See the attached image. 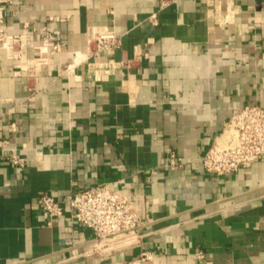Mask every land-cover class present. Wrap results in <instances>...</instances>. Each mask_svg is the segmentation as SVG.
Segmentation results:
<instances>
[{
	"label": "crops",
	"instance_id": "1",
	"mask_svg": "<svg viewBox=\"0 0 264 264\" xmlns=\"http://www.w3.org/2000/svg\"><path fill=\"white\" fill-rule=\"evenodd\" d=\"M208 1L7 7V34L37 46L49 33L62 49L35 80L0 48V264H129L143 252L140 264H264V156L227 176L203 164L239 109L264 108V0ZM89 27L121 38L103 59L134 62L94 79L74 58ZM104 183L135 203L142 238L98 256L67 197ZM44 192L64 208L51 223Z\"/></svg>",
	"mask_w": 264,
	"mask_h": 264
},
{
	"label": "built area",
	"instance_id": "2",
	"mask_svg": "<svg viewBox=\"0 0 264 264\" xmlns=\"http://www.w3.org/2000/svg\"><path fill=\"white\" fill-rule=\"evenodd\" d=\"M15 0H0V48L11 58L19 59V71L28 79L37 80L38 72L47 63V55L62 49V43L49 33L41 38L37 46L32 44L30 35H9L5 31L7 7ZM179 0H161V7L177 3ZM216 10L220 0H209ZM155 17V15H153ZM121 46V38L107 27H89L87 30V48L83 54L75 53L74 58L82 56L79 63H87V72L100 79L110 75L134 61L122 62L112 58L103 59V54ZM38 50L36 57L28 58V50ZM15 55V56H14ZM146 55V54H145ZM40 61V63H38ZM21 63H24L22 66ZM228 137L224 144L214 143L203 158L205 170L210 174L227 176L241 168L249 167L264 156V108L249 105L239 109L227 123L224 132ZM175 158L174 154H171ZM14 165L24 166L26 159L14 153L10 157ZM42 213L49 223L64 214L63 205L49 193L38 198ZM74 222L89 228L93 232L90 254L103 256L119 245L113 243L126 240V243L139 242L143 225L142 216L132 199L109 184L72 193L67 197ZM198 255L202 257V253ZM153 254L143 252L129 264H140L152 259Z\"/></svg>",
	"mask_w": 264,
	"mask_h": 264
},
{
	"label": "bare ground",
	"instance_id": "3",
	"mask_svg": "<svg viewBox=\"0 0 264 264\" xmlns=\"http://www.w3.org/2000/svg\"><path fill=\"white\" fill-rule=\"evenodd\" d=\"M228 134L227 132L225 134H223L221 137L218 138L217 142L218 144H224L225 141L227 140ZM126 243V240H120L118 242L113 243L114 245H119V244H123Z\"/></svg>",
	"mask_w": 264,
	"mask_h": 264
},
{
	"label": "rangeland",
	"instance_id": "4",
	"mask_svg": "<svg viewBox=\"0 0 264 264\" xmlns=\"http://www.w3.org/2000/svg\"><path fill=\"white\" fill-rule=\"evenodd\" d=\"M14 56H15V55H14ZM29 58H30V57H29ZM18 60H19V59H18ZM19 63H20V60H19ZM21 65H24V63H21ZM221 136H222V135H221ZM221 136H220V137H221ZM213 145H214V144H213ZM213 145H212V146H213ZM212 146H211V147H212Z\"/></svg>",
	"mask_w": 264,
	"mask_h": 264
}]
</instances>
